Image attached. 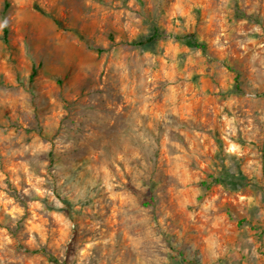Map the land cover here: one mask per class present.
<instances>
[{
	"label": "rangeland",
	"instance_id": "374dc122",
	"mask_svg": "<svg viewBox=\"0 0 264 264\" xmlns=\"http://www.w3.org/2000/svg\"><path fill=\"white\" fill-rule=\"evenodd\" d=\"M2 13L0 264H264V0Z\"/></svg>",
	"mask_w": 264,
	"mask_h": 264
},
{
	"label": "trees",
	"instance_id": "16d2710c",
	"mask_svg": "<svg viewBox=\"0 0 264 264\" xmlns=\"http://www.w3.org/2000/svg\"><path fill=\"white\" fill-rule=\"evenodd\" d=\"M5 7H7V3H5ZM5 9V8H4ZM1 26H2V32H1V35H0V38L4 41V42H7L8 41V27H7V20L5 19L4 17V13H2V18H1ZM156 35V33H154ZM155 35H152L151 37H149V39H151L153 36ZM191 36V40L193 41V43L195 44V46H199V47H202V45H198V43H196L193 35H190ZM34 70L32 71V74H34ZM236 78V82H237V76L235 77ZM203 185H205V183H202ZM244 220H240L238 221V223L240 222H243Z\"/></svg>",
	"mask_w": 264,
	"mask_h": 264
},
{
	"label": "crops",
	"instance_id": "0c3cea01",
	"mask_svg": "<svg viewBox=\"0 0 264 264\" xmlns=\"http://www.w3.org/2000/svg\"><path fill=\"white\" fill-rule=\"evenodd\" d=\"M238 264H240V263H238ZM245 264V263H244Z\"/></svg>",
	"mask_w": 264,
	"mask_h": 264
}]
</instances>
